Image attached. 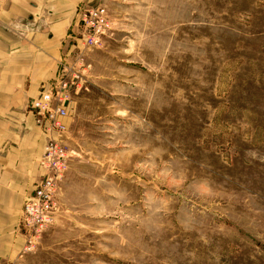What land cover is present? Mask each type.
I'll list each match as a JSON object with an SVG mask.
<instances>
[{
    "label": "rangeland",
    "instance_id": "374dc122",
    "mask_svg": "<svg viewBox=\"0 0 264 264\" xmlns=\"http://www.w3.org/2000/svg\"><path fill=\"white\" fill-rule=\"evenodd\" d=\"M92 8L110 30L87 46ZM74 21L66 165L19 264H264V0H86Z\"/></svg>",
    "mask_w": 264,
    "mask_h": 264
},
{
    "label": "crops",
    "instance_id": "0c3cea01",
    "mask_svg": "<svg viewBox=\"0 0 264 264\" xmlns=\"http://www.w3.org/2000/svg\"><path fill=\"white\" fill-rule=\"evenodd\" d=\"M84 1L0 0V264L25 253L21 210L46 146L30 104L58 76Z\"/></svg>",
    "mask_w": 264,
    "mask_h": 264
},
{
    "label": "built area",
    "instance_id": "2783aa9c",
    "mask_svg": "<svg viewBox=\"0 0 264 264\" xmlns=\"http://www.w3.org/2000/svg\"><path fill=\"white\" fill-rule=\"evenodd\" d=\"M80 28L86 36L84 45H96L110 30V23L102 8L80 11ZM65 76L58 75L30 104L36 123L46 137L40 166L45 171L35 189L26 197L20 227L30 235L40 233L52 219L58 181L65 168L68 118L67 87Z\"/></svg>",
    "mask_w": 264,
    "mask_h": 264
}]
</instances>
